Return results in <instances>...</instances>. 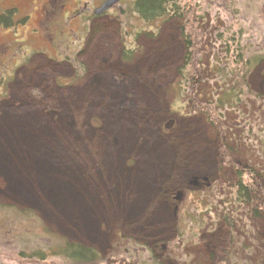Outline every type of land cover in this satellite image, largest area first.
I'll return each mask as SVG.
<instances>
[{"label": "rangeland", "instance_id": "obj_1", "mask_svg": "<svg viewBox=\"0 0 264 264\" xmlns=\"http://www.w3.org/2000/svg\"><path fill=\"white\" fill-rule=\"evenodd\" d=\"M106 1L0 0V15L11 10L13 22L0 29V207L33 211L48 232L109 264H264V197L248 192L243 224L226 210L230 191L222 194L248 181L231 161L264 156V138L252 135L262 130L254 112L264 109V59L247 80L258 106L250 102L237 127L251 143L226 152L223 131L210 135L175 96L185 55L177 23H144L136 0L95 15ZM205 13L223 37L204 36L202 57L213 46L220 54L224 41L233 48L236 34L249 59L264 56V0H217ZM31 227L1 228L0 261L64 264L21 260L31 234L40 235Z\"/></svg>", "mask_w": 264, "mask_h": 264}, {"label": "trees", "instance_id": "obj_2", "mask_svg": "<svg viewBox=\"0 0 264 264\" xmlns=\"http://www.w3.org/2000/svg\"><path fill=\"white\" fill-rule=\"evenodd\" d=\"M178 1L179 0H136L133 2L132 9L144 23H153L156 21L166 22V20H174L177 23L180 29L179 37L180 40H182L185 55L183 66L178 71L181 76L179 83L181 89L177 91V88H174L175 96L178 97L179 100L184 99L183 103L187 108H190L189 110L192 111L191 115L201 116L208 122L210 135L217 136L222 130V138L218 137L219 141L225 144L221 146L223 147L222 149L226 152L232 151V153L237 154L239 148L235 145L239 142L243 143L246 141L245 136L240 134L237 127L245 124V117L243 115H245L244 113L247 114V111L250 110L249 103L253 101L256 103V106H258L257 100L255 101V99L260 100L259 96L251 91L249 81H247L248 76L252 71L251 68L255 66L254 63L263 60L264 56L257 54L254 59H249L250 54H247L246 46H243L242 43L240 44L241 36L239 37V35L236 34L237 39L235 37L233 38V48L229 46L227 41H224L221 42L219 48L220 54L218 51L215 54L212 53L215 48L213 46L212 52L202 57L205 50H200V48L202 44L205 46L206 39L204 40V36L209 39L213 37V44H215V38L222 40L223 37L220 33L214 34L213 31L206 27V18L204 17L207 15L205 10H208V4L211 2L217 3V0H198V4L193 7L191 6V0H187V2L190 1L188 6L179 4ZM226 9H228V6ZM232 13H235V9L232 10ZM215 17L217 21V19H219L218 14L215 15ZM11 18V10H6L2 13V15H0V29H10L13 27ZM21 23H23V21H21ZM201 27L204 28V31ZM216 29L217 31L220 30L219 27H216ZM238 32L242 35V28H239ZM212 55L215 56V59L213 58L211 63L209 58H211ZM127 57L126 55L125 58ZM254 113V116L257 117L255 122L261 121L262 130L259 132L261 135H259L256 133L258 128H255V134L252 133V135L253 137L258 136V138L263 139L264 109L262 112L258 110ZM233 126H235L237 130H233ZM251 129H254V127L251 126ZM238 133L240 134L239 136H237ZM223 134L225 136H223ZM246 135V144L249 146L252 137L249 140L250 135H248L247 131ZM231 142L234 148L230 147ZM249 148L250 147H248V149ZM258 157H260L258 160L249 161L248 165L245 163H242V165L240 163L237 164V159L231 161L235 163L228 164L236 170L237 177L244 176V178L248 179V181L245 182L239 180L236 183H228L227 187H229V189L224 188V191H222L223 196L225 192L230 191L228 193L229 208L226 210L228 212L231 211L232 214H230V216L235 217L239 222L243 221V224L247 221L248 216L243 212L241 206L242 202L245 201L244 203H249L248 205H253L254 202L252 197L250 195L248 196V192H252V195L257 198H259V196L264 197V183L257 179L260 178L259 176H261V174H264V156H261L260 153ZM261 177L264 179V176ZM221 189L220 187L219 190ZM224 205L226 206V204ZM217 210L219 211V208ZM237 210H239V212H237ZM237 213L239 216H236ZM219 217L223 218V221H227L229 218L226 215ZM27 227H35L41 231L40 235L37 233L31 234L33 240L31 239L32 242L30 241L28 244L33 247L26 248L24 243L21 245H24L21 248L22 251L18 254L21 260L27 259L28 261L46 262L49 258L57 257L63 260L64 264H109L107 259H103L101 254L94 248L90 246L87 247L79 242L66 241L48 232L41 221L37 220L33 211H20L16 210L13 206L7 208L0 207V231L1 228H5L2 229L4 233L11 232L14 228H18L22 231L23 229H27ZM244 229H248V226L246 225ZM24 240L25 239H23V241ZM41 240H48V243H40ZM27 241L28 240H26V242ZM25 249L28 250L27 253H25ZM148 251L151 254V251ZM140 253H143V251H140ZM255 261L256 264H258V258ZM0 264H5V262L0 261Z\"/></svg>", "mask_w": 264, "mask_h": 264}, {"label": "water", "instance_id": "obj_3", "mask_svg": "<svg viewBox=\"0 0 264 264\" xmlns=\"http://www.w3.org/2000/svg\"><path fill=\"white\" fill-rule=\"evenodd\" d=\"M119 0H108L106 1L101 7L100 9H98L95 12V15H100L101 13H104L105 11H108L111 6H113L114 4L118 3Z\"/></svg>", "mask_w": 264, "mask_h": 264}]
</instances>
